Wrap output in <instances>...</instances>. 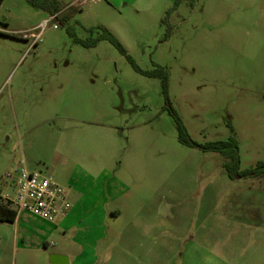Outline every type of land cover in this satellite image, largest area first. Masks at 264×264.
Wrapping results in <instances>:
<instances>
[{"label": "rangeland", "instance_id": "374dc122", "mask_svg": "<svg viewBox=\"0 0 264 264\" xmlns=\"http://www.w3.org/2000/svg\"><path fill=\"white\" fill-rule=\"evenodd\" d=\"M56 1L0 8V191L24 160L72 213L0 221V264H264V175L230 178L169 111L200 144L236 137L241 170L264 162V0Z\"/></svg>", "mask_w": 264, "mask_h": 264}, {"label": "built area", "instance_id": "2783aa9c", "mask_svg": "<svg viewBox=\"0 0 264 264\" xmlns=\"http://www.w3.org/2000/svg\"><path fill=\"white\" fill-rule=\"evenodd\" d=\"M21 164L6 174L11 191H0V202L18 213H33L50 222L67 216L72 209L68 191L51 176L28 170L24 160Z\"/></svg>", "mask_w": 264, "mask_h": 264}, {"label": "trees", "instance_id": "16d2710c", "mask_svg": "<svg viewBox=\"0 0 264 264\" xmlns=\"http://www.w3.org/2000/svg\"><path fill=\"white\" fill-rule=\"evenodd\" d=\"M27 1L34 7L43 9L49 12L52 16L59 18L58 14L60 12V8L56 0H27ZM181 1L182 0H178V2ZM3 2L4 0H0V8ZM51 2H53L54 4L53 7H51ZM65 22L66 19H63V23ZM101 39L109 40L111 43L117 46L119 50L124 55H126L127 58L135 65V68L138 71L146 73L135 64L132 57L127 53V51L122 46V44L117 40V38L111 32L107 30L104 31V33L101 34L100 37L98 38V40ZM98 40H95L91 43H87L82 39L76 38V41L82 43L87 47L95 46ZM168 85H169V79H168V74L166 73L163 78V89L166 96L168 94ZM169 111L175 119V123L177 125L179 132L180 141L191 147L200 148L205 152L213 151L221 154V156L223 157V167L226 169L230 178L235 179V178H243L250 176L256 177V176L264 175V162L258 163L256 167L249 168L246 170H241L240 146H239V141L236 137L233 136L228 140H216V141L207 142L205 144H200L194 141L190 137L179 112L172 107L169 108ZM17 216H18V212L16 210H13L7 204L0 202V221L13 222L17 219Z\"/></svg>", "mask_w": 264, "mask_h": 264}, {"label": "crops", "instance_id": "0c3cea01", "mask_svg": "<svg viewBox=\"0 0 264 264\" xmlns=\"http://www.w3.org/2000/svg\"><path fill=\"white\" fill-rule=\"evenodd\" d=\"M68 197H69V195H68ZM21 213V212H20ZM23 213V212H22ZM71 213H72V209H71V211H70V213L67 215V216H65V217H62V218H60L62 221H61V225H63V229H66V225H67V219L70 217V215H71ZM18 216H19V213H18ZM18 216H17V218H18ZM17 220V219H16ZM15 220V221H16ZM53 253H57V254H63V255H66V256H68V258H69V262H70V264H73L72 263V261H71V257H70V255H69V252L65 249H63V250H59V251H53L52 252V254ZM78 258H79V256H77V257H75V262H74V264H78L77 262V260H78Z\"/></svg>", "mask_w": 264, "mask_h": 264}, {"label": "water", "instance_id": "95a60500", "mask_svg": "<svg viewBox=\"0 0 264 264\" xmlns=\"http://www.w3.org/2000/svg\"><path fill=\"white\" fill-rule=\"evenodd\" d=\"M50 262L52 264H70L68 256L57 253L50 255Z\"/></svg>", "mask_w": 264, "mask_h": 264}]
</instances>
